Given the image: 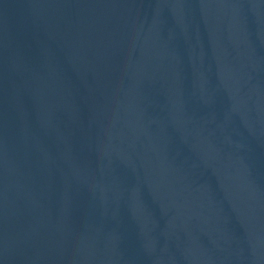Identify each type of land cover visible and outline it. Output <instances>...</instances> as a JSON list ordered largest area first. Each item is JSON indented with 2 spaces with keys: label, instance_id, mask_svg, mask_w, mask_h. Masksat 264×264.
Returning a JSON list of instances; mask_svg holds the SVG:
<instances>
[{
  "label": "water",
  "instance_id": "1",
  "mask_svg": "<svg viewBox=\"0 0 264 264\" xmlns=\"http://www.w3.org/2000/svg\"><path fill=\"white\" fill-rule=\"evenodd\" d=\"M0 264H264V0H0Z\"/></svg>",
  "mask_w": 264,
  "mask_h": 264
}]
</instances>
